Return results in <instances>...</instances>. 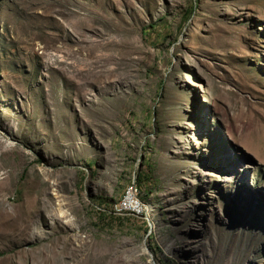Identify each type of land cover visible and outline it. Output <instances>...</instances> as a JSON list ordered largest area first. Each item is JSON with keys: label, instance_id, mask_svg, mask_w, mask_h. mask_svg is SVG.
Listing matches in <instances>:
<instances>
[{"label": "rangeland", "instance_id": "rangeland-1", "mask_svg": "<svg viewBox=\"0 0 264 264\" xmlns=\"http://www.w3.org/2000/svg\"><path fill=\"white\" fill-rule=\"evenodd\" d=\"M0 264H264V0H0Z\"/></svg>", "mask_w": 264, "mask_h": 264}, {"label": "built area", "instance_id": "built-area-1", "mask_svg": "<svg viewBox=\"0 0 264 264\" xmlns=\"http://www.w3.org/2000/svg\"><path fill=\"white\" fill-rule=\"evenodd\" d=\"M123 206L130 209H137L139 207V202L135 197L134 188H131V195L128 197V202H123Z\"/></svg>", "mask_w": 264, "mask_h": 264}, {"label": "bare ground", "instance_id": "bare-ground-1", "mask_svg": "<svg viewBox=\"0 0 264 264\" xmlns=\"http://www.w3.org/2000/svg\"><path fill=\"white\" fill-rule=\"evenodd\" d=\"M130 195H131V187L129 189H127V191L125 193V197L123 199V202H128V197H130ZM126 209H130V208H126ZM131 210H135V209H131Z\"/></svg>", "mask_w": 264, "mask_h": 264}]
</instances>
